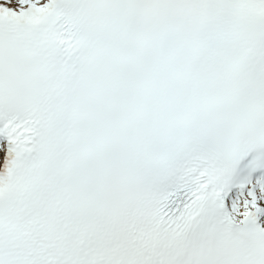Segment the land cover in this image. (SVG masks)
<instances>
[{"label":"snow or ice","instance_id":"snow-or-ice-1","mask_svg":"<svg viewBox=\"0 0 264 264\" xmlns=\"http://www.w3.org/2000/svg\"><path fill=\"white\" fill-rule=\"evenodd\" d=\"M0 264H264V0H0Z\"/></svg>","mask_w":264,"mask_h":264}]
</instances>
